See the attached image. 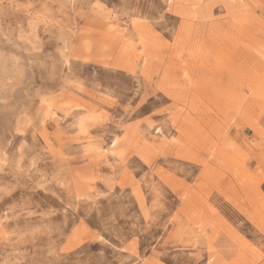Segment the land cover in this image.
Masks as SVG:
<instances>
[{
    "label": "rangeland",
    "instance_id": "1",
    "mask_svg": "<svg viewBox=\"0 0 264 264\" xmlns=\"http://www.w3.org/2000/svg\"><path fill=\"white\" fill-rule=\"evenodd\" d=\"M0 60V264H264V0H0Z\"/></svg>",
    "mask_w": 264,
    "mask_h": 264
},
{
    "label": "bare ground",
    "instance_id": "2",
    "mask_svg": "<svg viewBox=\"0 0 264 264\" xmlns=\"http://www.w3.org/2000/svg\"><path fill=\"white\" fill-rule=\"evenodd\" d=\"M7 43V42H6ZM13 47V46H12ZM18 50V49H17ZM2 60H0V67L2 66V62H1ZM10 68V67H9ZM29 68V67H28ZM30 69V68H29ZM28 77H29V70L26 68V66H25V63L24 62H21L20 63V76H19V78H18V80H17V82H16V84L15 85H18V86H21V87H25L26 86V83H27V80H28ZM11 92H16V87L15 88H13L12 90H11ZM4 91L3 90H0V98L4 95ZM4 112V109L2 108V110L0 109V114H1V112ZM6 111H7V109H6ZM12 112H10V114H11ZM4 114V113H3ZM6 114H8V113H6ZM7 116V115H6ZM2 117H4V115H2ZM4 119V118H3ZM7 119V118H6ZM5 120V119H4ZM87 149H89V147L87 148Z\"/></svg>",
    "mask_w": 264,
    "mask_h": 264
}]
</instances>
